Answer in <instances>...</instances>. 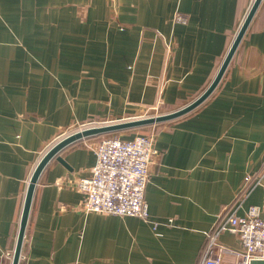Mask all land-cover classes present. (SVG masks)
Returning a JSON list of instances; mask_svg holds the SVG:
<instances>
[{
    "label": "crops",
    "instance_id": "0c3cea01",
    "mask_svg": "<svg viewBox=\"0 0 264 264\" xmlns=\"http://www.w3.org/2000/svg\"><path fill=\"white\" fill-rule=\"evenodd\" d=\"M253 1L0 0V264L12 263L45 152L84 126L195 100ZM151 125L159 155L145 188L148 218L83 209L74 183L89 174L98 138H82L39 174L18 264H197L224 206L239 215L256 206L264 217V0L211 94ZM246 175L260 183L235 199ZM220 242L241 248L232 234Z\"/></svg>",
    "mask_w": 264,
    "mask_h": 264
},
{
    "label": "built area",
    "instance_id": "2783aa9c",
    "mask_svg": "<svg viewBox=\"0 0 264 264\" xmlns=\"http://www.w3.org/2000/svg\"><path fill=\"white\" fill-rule=\"evenodd\" d=\"M173 20L184 23L187 17L175 13ZM92 150L95 162L89 174L74 183V187L84 193L83 209L148 218L145 188L150 166L159 155L153 135L136 133L127 139L117 135L107 136L95 142ZM259 183V177L246 175L245 183L235 199L247 188ZM225 233L237 237L240 250L220 242V236ZM223 254L232 255L233 261L224 262ZM253 262L264 264V217L256 206H249L244 215H239L234 203L228 204L218 212L215 222L205 231V244L197 264Z\"/></svg>",
    "mask_w": 264,
    "mask_h": 264
},
{
    "label": "water",
    "instance_id": "95a60500",
    "mask_svg": "<svg viewBox=\"0 0 264 264\" xmlns=\"http://www.w3.org/2000/svg\"><path fill=\"white\" fill-rule=\"evenodd\" d=\"M260 0H254L249 11L247 12L241 26L238 29L237 34L235 35V38L233 42L231 43V46L220 66L218 69L215 77L213 80L210 82V84L207 86V88L192 102L187 104L186 106H183L179 109L164 113V114H159L155 116H147V117H140V118H133L130 120L126 121H119V122H112L109 124L105 125H96V126H88L85 128H82L80 130L74 131L70 134L65 135L62 137L60 140L55 142L46 152L45 154L41 157L37 165L35 166L31 177L28 182L26 194H25V199H24V205H23V210L21 214V219H20V224H19V230L17 234V240L15 244V248L13 251V258H12V263L11 264H18V260L20 257V251H21V244L23 240V235H24V230L25 226L27 223V218L29 215V209L32 201V196L34 192V188L37 182V179L39 177V174L41 173L42 169L44 166L49 162L51 158H53L55 155L58 154L59 151H61L65 146L68 144L75 142L77 140H80L85 137L93 136V135H98L110 131H116L120 129H125V128H134V127H140L143 125H151V124H156L164 121H168L174 118H177L179 116H182L192 109H194L196 106H198L201 102H203L214 90L216 85L218 84L219 80L221 79L235 49L237 48L253 14L255 13V10L259 4Z\"/></svg>",
    "mask_w": 264,
    "mask_h": 264
},
{
    "label": "rangeland",
    "instance_id": "374dc122",
    "mask_svg": "<svg viewBox=\"0 0 264 264\" xmlns=\"http://www.w3.org/2000/svg\"><path fill=\"white\" fill-rule=\"evenodd\" d=\"M170 111L171 110H167L166 108H160V107L159 108H148V109L143 110L142 112H137L136 114H133L132 116H129L128 118H123L120 121H126V120H130L133 118L155 116V115L164 114V113H167ZM114 122H119V121H114ZM164 122H166V121H164ZM109 123H112V122H107V123L104 122V123L93 124V125H89V126L105 125V124H109ZM152 126L153 125H143L140 127L125 128V129H120V130H116V131H110V132L98 134V135H95L98 138L95 142L99 141L103 137L112 136V135H117V136H120L121 138L127 139L128 137H130L131 135H134L136 133H138V134H151L150 129ZM82 128H85V126ZM82 128H80V129H82ZM80 129H77V130H80ZM77 130H75V131H77ZM72 132H74V131H72ZM72 132H70V133H72Z\"/></svg>",
    "mask_w": 264,
    "mask_h": 264
}]
</instances>
